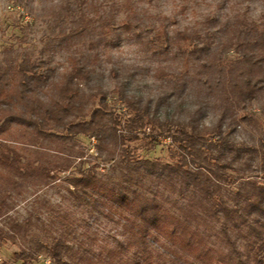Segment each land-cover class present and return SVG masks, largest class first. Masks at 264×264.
<instances>
[{"label": "trees", "instance_id": "16d2710c", "mask_svg": "<svg viewBox=\"0 0 264 264\" xmlns=\"http://www.w3.org/2000/svg\"><path fill=\"white\" fill-rule=\"evenodd\" d=\"M89 1L69 0L67 9L84 15ZM162 1L137 4V30L146 29L142 17ZM171 1L175 21L179 8L182 11L199 0ZM260 18L248 23L251 34L246 30L245 38L227 45L220 44V37L206 27L212 19L208 15L199 29L197 22L174 31L170 23L150 24L153 44L160 50L178 42L180 48L190 47V54L208 56L207 64L219 71H239L226 82L221 110L210 126L192 117L188 128H176L182 138L171 149L170 161L136 157L127 149L125 135L114 134V150L106 159L113 163L106 173L86 168L64 178L65 194L77 207H90L121 225L123 238L114 246L97 243L94 236L78 238L72 216L51 206L46 207L50 215L45 220L35 210L24 220L8 217L0 226V244L18 243L13 256L21 264L39 255L51 264H264V36L258 33L263 13ZM107 26L122 31L136 27L128 17ZM215 50L218 56L211 55ZM53 72L51 59L41 54L24 56L11 68L0 66V104L8 105L6 100L13 96L22 97L32 84L46 83ZM91 74V66L82 59H68L59 76L58 95L43 107L41 117L42 123L52 124L56 131L41 128L40 133L58 138L61 144L79 133L99 135L93 131L104 126H91L99 108L90 110L87 123L76 121L83 113V105L77 104L79 86ZM99 91L95 95L103 97ZM126 107L130 114L124 130L153 129L159 121L132 99ZM171 128L165 121L157 133L134 138L141 139L143 149L152 150L159 137L177 141ZM96 149L100 152L101 146ZM22 159L0 139V216L10 194H19L20 185L46 186L56 179L46 164ZM107 202L115 209L107 210Z\"/></svg>", "mask_w": 264, "mask_h": 264}, {"label": "rangeland", "instance_id": "374dc122", "mask_svg": "<svg viewBox=\"0 0 264 264\" xmlns=\"http://www.w3.org/2000/svg\"><path fill=\"white\" fill-rule=\"evenodd\" d=\"M68 1L0 0V66L11 68L24 56L41 54L51 59L54 67L46 83L32 84L22 97L13 96L6 100L8 105L0 104V139L15 148L24 162H42L56 177L46 186L33 188L26 182L20 185L19 194L11 193L7 199L0 226L8 217L24 220L34 210L45 220L50 215L46 207L51 206L72 216L74 234L78 238L94 236L97 243L114 246L116 240L123 238L121 225L90 207H77L65 194L64 178L86 168L96 170L99 175L106 173L113 163L107 158L114 150V134L125 135V145L136 157L170 161L171 149H175L182 138L176 128H188L192 117L210 126L221 110L226 82L239 71L229 68L219 71L207 64L208 56L201 52L190 54V47L180 48L178 42L168 50H160L153 44L150 24L170 23L174 31L197 22L199 29L208 15L212 19L206 27L220 37V44L227 45L252 33L248 23L260 21L264 0H199L182 11L179 8L175 21L171 17L173 1L164 0L158 5L156 2L150 13L142 17L145 30H137V4L146 6L143 0H90L84 15L76 11L70 13ZM126 17L136 26L130 31L107 26ZM262 23L260 36H264V19ZM218 52L215 50L211 55L218 56ZM71 57L82 59L92 68L90 79L79 86L77 104L83 105V113L76 121L87 123L91 120L90 110L99 108L101 111L95 122L91 121V126H104V129L93 131L99 135L79 133L61 144L58 138L39 130L56 131L52 124L41 122L43 107L57 97L59 76ZM100 89L105 97L95 95ZM131 99L160 121L153 129L137 131V126L131 131L123 129L130 114L126 102ZM165 121L172 126L170 134L177 141L159 137L154 149H143L141 139L134 136L155 134ZM98 144L100 152L96 149ZM106 208L114 210L115 206L107 202ZM114 215L116 219L117 213ZM19 248L18 243L10 241L0 244V264H21L13 256ZM29 264L51 262L39 255Z\"/></svg>", "mask_w": 264, "mask_h": 264}]
</instances>
